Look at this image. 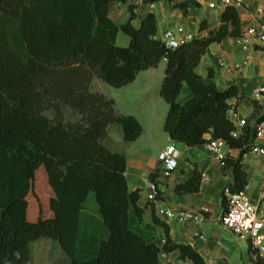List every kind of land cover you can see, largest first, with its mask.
<instances>
[{
  "label": "trees",
  "instance_id": "16d2710c",
  "mask_svg": "<svg viewBox=\"0 0 264 264\" xmlns=\"http://www.w3.org/2000/svg\"><path fill=\"white\" fill-rule=\"evenodd\" d=\"M126 2L0 0V264H29L30 242L41 237L58 242L68 257L65 264H160L159 255L173 251L182 261L204 264L190 245L170 238L168 226L153 211L152 223L164 232L162 246L154 243L151 225L141 228L140 191L128 190L125 156L110 150L104 140L112 123L120 126L124 143L134 142L142 127L133 116L120 114L113 99L92 91L94 78L121 88L164 59L159 95L168 109L162 130L187 147L206 144L209 135V140L220 139L227 149H237L236 158H224L233 176L226 187L244 192L247 186L242 158L254 144L255 125L264 115L233 136L229 110L232 99L242 98L238 88L219 90L211 71L205 78L195 72L211 44L242 34L237 10L224 6L217 27L200 24L206 36L169 48L155 38L153 14H146L138 27L132 25L131 6L127 21L117 25L109 18L115 3ZM196 6L197 0L174 4L184 14ZM118 32L128 37L127 46L116 44ZM183 84L189 96L179 103ZM63 107L76 119L66 120ZM46 111L53 116L47 117ZM39 167L51 194L46 209L38 206L36 218L30 219L28 195ZM155 177L156 170L149 179ZM200 181L194 168L174 193L192 194ZM89 192L98 218L83 222ZM251 254L250 264H264Z\"/></svg>",
  "mask_w": 264,
  "mask_h": 264
},
{
  "label": "crops",
  "instance_id": "0c3cea01",
  "mask_svg": "<svg viewBox=\"0 0 264 264\" xmlns=\"http://www.w3.org/2000/svg\"><path fill=\"white\" fill-rule=\"evenodd\" d=\"M185 1L153 0L150 6L142 0H127L125 4L115 3L110 9L109 18L117 25L127 21L130 16L128 6H131L134 15L132 25L138 27L141 19L151 13L154 15L156 24L155 38L160 41L162 34L167 30L181 29L182 34H189L192 39L206 36L207 30L200 31V24L204 22L209 28L217 27L220 13L226 5H231L237 10L242 32L249 26H259L261 19L264 18V0H197L198 6L188 8L187 13L184 14L175 8L174 4ZM235 1L240 3L233 5ZM210 2L215 5L214 8L208 6ZM259 8L263 9L262 16L257 14ZM123 35L126 36L118 32L116 36V44L121 47H125L119 42L122 40L125 43L126 39L122 37ZM161 64H164L165 70L166 61L162 59L157 67L140 71L133 82L121 88L135 84L139 76L147 81L152 77L153 70ZM209 71H211L217 89L224 90L234 85L238 88L239 95L242 96L240 99L230 101L229 118L234 126L240 120H244V126H252L257 118L264 115V101L254 100L252 97L256 89L264 86V45L253 43L252 46L243 48L235 41V38L213 43L205 50L195 68V72L203 78L208 75ZM162 79L163 77L160 79L159 89ZM91 89L96 91L92 87ZM157 94L159 95V90ZM188 96L189 89L186 84H183L177 100L182 103ZM108 98L114 100L112 97ZM167 109L166 104L163 112L164 118ZM116 110L123 114L117 108ZM144 114H146L142 116L144 120L133 116L142 127L140 136L134 142L124 143L120 126L111 127V125L107 128V136L104 140V144L110 150L125 156V177L128 190L140 191L138 205L144 208L141 228L151 225L155 234L154 243L158 247L162 246L164 232L161 227L152 223L153 211L155 216L168 226L170 238L176 243L190 245L202 257L204 264H250L252 254L249 243L226 230L219 222L220 215L225 209V205H222V190L232 183L233 179L230 169L215 161L206 144L187 147L183 143L173 142L167 133L162 129V131L158 130L159 115L155 116L147 112ZM153 119H155L154 129L152 128ZM162 125L163 122L161 128ZM243 127L237 129V135ZM206 139L209 141V135ZM255 143L264 146V138L256 140ZM170 144L174 145L177 152L178 167L170 177L156 179L160 196L158 200L149 202L147 200L149 175L158 167V153ZM238 154L237 149L226 151V155L233 158H236ZM242 165L248 178L244 192L248 195L250 202L264 213V197L261 193L264 157L247 152L243 155ZM194 168L201 175L198 190L186 195L174 193V187L184 183L192 175ZM177 210L193 212L205 210L206 212L201 222H178L165 215L168 211ZM159 262L160 264H193L188 260H180L177 251L164 254V256L160 254Z\"/></svg>",
  "mask_w": 264,
  "mask_h": 264
},
{
  "label": "built area",
  "instance_id": "2783aa9c",
  "mask_svg": "<svg viewBox=\"0 0 264 264\" xmlns=\"http://www.w3.org/2000/svg\"><path fill=\"white\" fill-rule=\"evenodd\" d=\"M152 6L153 0H142ZM235 1L233 5L239 4ZM214 8L215 5L210 2L208 5ZM259 16L263 15V9L257 11ZM192 40L189 34H182L181 29L167 30L162 34L161 42L169 48H175L178 45ZM235 41L242 45L243 48L257 45H264V18L261 19L259 26L247 27ZM254 100L264 101V86L256 89L252 95ZM245 125L244 120H240L235 126L233 136H237V129ZM256 137L255 141L264 138V119L255 125ZM208 149L213 154L215 161L224 166V158L226 156L227 147L224 141L220 139L209 140L206 143ZM250 153H254L264 157V146H259L255 142L249 149ZM158 167L156 168V177L154 181L148 180L147 200L154 202L159 199L160 192L156 179L168 178L178 167L177 152L173 144L165 147L157 156ZM261 193L264 197V176L261 180ZM222 198L225 201V209L220 215V224L229 232L237 236L239 239L249 243L250 249L255 256L264 258V213L254 206L245 192H231L227 187L222 190ZM205 210L198 212L177 210L168 211L166 216L175 219L178 222H201L204 220ZM203 238V236H201ZM164 256V253H161Z\"/></svg>",
  "mask_w": 264,
  "mask_h": 264
},
{
  "label": "rangeland",
  "instance_id": "374dc122",
  "mask_svg": "<svg viewBox=\"0 0 264 264\" xmlns=\"http://www.w3.org/2000/svg\"><path fill=\"white\" fill-rule=\"evenodd\" d=\"M122 37L126 39L125 43H123L122 40H119V42H121L122 45L124 44V46H127L128 38L124 35ZM163 72L164 64H161V66L153 70L152 77H150L147 81H144V78H140L139 76V78H137V82L127 88H114L96 78L92 80L91 87L108 97L114 98L115 107L123 114L131 115L139 119H143L142 116H146V114H144L146 112L149 114H155V116L159 115L160 120L158 122V130L162 131L161 124L164 119L163 112L166 104L157 92L159 90L160 79L163 77ZM63 113L64 118L68 121L76 119V116L65 107H63ZM44 114L49 118L53 116L52 111H46ZM154 122L155 119H153L152 122L153 129L155 128ZM110 125L111 127H119L116 123H112ZM50 194L51 189L47 185L44 169L43 167H39L33 188L28 195L30 210L34 214L28 212V218H36L38 214V212H36L38 210V206L42 205L43 208L46 209L44 204ZM44 214H49V212L47 211ZM90 217H94L95 219L98 218L97 206L94 202V195L92 192H89L86 201L83 204L82 221L86 222ZM29 252V264H65L68 261V257L61 250L58 242L50 237H41L31 241L29 245Z\"/></svg>",
  "mask_w": 264,
  "mask_h": 264
}]
</instances>
